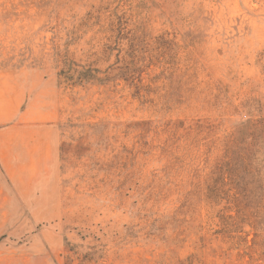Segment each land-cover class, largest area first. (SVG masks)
<instances>
[{
	"label": "rangeland",
	"instance_id": "1",
	"mask_svg": "<svg viewBox=\"0 0 264 264\" xmlns=\"http://www.w3.org/2000/svg\"><path fill=\"white\" fill-rule=\"evenodd\" d=\"M0 264H264V0H0Z\"/></svg>",
	"mask_w": 264,
	"mask_h": 264
}]
</instances>
